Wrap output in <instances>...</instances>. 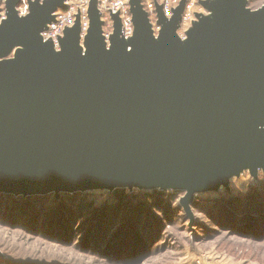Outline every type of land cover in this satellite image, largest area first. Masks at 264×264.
I'll return each mask as SVG.
<instances>
[{"label": "water", "instance_id": "obj_1", "mask_svg": "<svg viewBox=\"0 0 264 264\" xmlns=\"http://www.w3.org/2000/svg\"><path fill=\"white\" fill-rule=\"evenodd\" d=\"M0 7V192L22 195L138 187L217 190L248 167H264V5L209 0L208 15L177 34L159 9L155 36L141 0L125 38L114 14L106 39L98 0L81 38V17L60 49L41 32L66 0ZM1 4V2H0ZM160 50L161 56L156 55Z\"/></svg>", "mask_w": 264, "mask_h": 264}, {"label": "rangeland", "instance_id": "obj_2", "mask_svg": "<svg viewBox=\"0 0 264 264\" xmlns=\"http://www.w3.org/2000/svg\"><path fill=\"white\" fill-rule=\"evenodd\" d=\"M6 1L0 0L5 17ZM33 1H21V16ZM90 1L69 0L87 2L88 9ZM112 1L98 0L103 31L114 32L113 15L118 14L122 25L132 26L130 38L135 29L130 0H122L120 10L113 9ZM207 1L141 0L156 37L162 29L160 7L168 18L183 10L177 29L183 48L199 15L210 13ZM263 5L264 0H248L247 6ZM186 11L192 18L183 23ZM29 50L25 43L14 44L0 60ZM156 55L161 56L160 50ZM127 190L138 197L123 206L112 189L104 188L74 196L0 192L12 195L0 196V264H264V167H248L217 190L196 192L189 207L183 202L187 191ZM152 190L164 194L147 199L143 193Z\"/></svg>", "mask_w": 264, "mask_h": 264}, {"label": "built area", "instance_id": "obj_3", "mask_svg": "<svg viewBox=\"0 0 264 264\" xmlns=\"http://www.w3.org/2000/svg\"><path fill=\"white\" fill-rule=\"evenodd\" d=\"M66 4H67L66 8L63 9L59 8L57 11H55V19L47 26L46 29H44L41 32L43 39L51 40L54 43L56 49H60V38L63 36L64 30L67 27H71L75 24L78 13H80V17H81L82 41L90 26L87 2H81L75 5L69 2V0H66ZM111 5H113L114 10H120L121 8L125 7L122 0L112 1ZM149 7H152V4H149ZM168 10L167 13H169ZM2 18H5V16H2ZM191 18L192 17L190 11H186L183 16V21H184L183 23H187V21L190 20ZM129 31L132 32V26L123 24L122 33L124 37L128 36L127 34ZM104 35L106 39L109 40L110 34L104 33Z\"/></svg>", "mask_w": 264, "mask_h": 264}, {"label": "trees", "instance_id": "obj_4", "mask_svg": "<svg viewBox=\"0 0 264 264\" xmlns=\"http://www.w3.org/2000/svg\"><path fill=\"white\" fill-rule=\"evenodd\" d=\"M65 194H68L67 196H74V195H79L80 192H75L73 194H70V193H65ZM163 194L164 193L159 192V190H154V191L152 190L150 192L149 191H146V192L143 193V195L147 199L151 198V200H152V198H155L156 196L157 197H160ZM0 196H3V197H11L12 195L11 194H2V193H0ZM45 196H47V195H45ZM112 196L117 200V202H118V204L120 206H123V205H129V202L131 201V199L138 197V194H131V192H128L127 188H117V189H115L112 192ZM41 197H44V196L42 195Z\"/></svg>", "mask_w": 264, "mask_h": 264}]
</instances>
